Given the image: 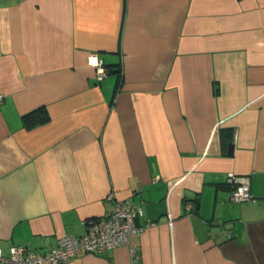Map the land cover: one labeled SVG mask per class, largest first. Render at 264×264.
Masks as SVG:
<instances>
[{
	"label": "crops",
	"instance_id": "obj_1",
	"mask_svg": "<svg viewBox=\"0 0 264 264\" xmlns=\"http://www.w3.org/2000/svg\"><path fill=\"white\" fill-rule=\"evenodd\" d=\"M0 95L3 254L79 236L120 198L142 205V264H264V0H0ZM228 172L253 199L230 200Z\"/></svg>",
	"mask_w": 264,
	"mask_h": 264
},
{
	"label": "built area",
	"instance_id": "obj_2",
	"mask_svg": "<svg viewBox=\"0 0 264 264\" xmlns=\"http://www.w3.org/2000/svg\"><path fill=\"white\" fill-rule=\"evenodd\" d=\"M87 63L94 68L97 81L108 74L104 60L96 52L88 53ZM224 180L230 188V200L253 199L248 176L228 172ZM109 197H113V194H109ZM142 215L141 204L115 198L114 208L107 217L84 220L85 229L81 235H64L56 246L43 253L23 245H11L7 254L0 250V264H62L80 253L101 254L122 245L129 248L131 264H142L135 247L129 242L131 234H139L144 228V225L137 222ZM150 224L153 222H147L145 225ZM225 233L230 236L229 231L225 230Z\"/></svg>",
	"mask_w": 264,
	"mask_h": 264
},
{
	"label": "trees",
	"instance_id": "obj_3",
	"mask_svg": "<svg viewBox=\"0 0 264 264\" xmlns=\"http://www.w3.org/2000/svg\"><path fill=\"white\" fill-rule=\"evenodd\" d=\"M105 64V63H104ZM106 66V65H105ZM107 69V66H106ZM108 69H107V73H108ZM36 112H39V114L35 115ZM34 115V116H32ZM49 119V115L48 112L45 108H40L32 113H28L26 115L23 116V120L24 122H26V124H28V126H33L39 123H43L45 121H47ZM225 182V180H224ZM226 183V182H225ZM226 185L228 186V184L226 183ZM229 187V186H228Z\"/></svg>",
	"mask_w": 264,
	"mask_h": 264
}]
</instances>
